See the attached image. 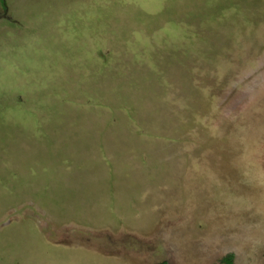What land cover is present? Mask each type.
<instances>
[{
  "label": "rangeland",
  "instance_id": "374dc122",
  "mask_svg": "<svg viewBox=\"0 0 264 264\" xmlns=\"http://www.w3.org/2000/svg\"><path fill=\"white\" fill-rule=\"evenodd\" d=\"M0 264H264V0H0Z\"/></svg>",
  "mask_w": 264,
  "mask_h": 264
}]
</instances>
